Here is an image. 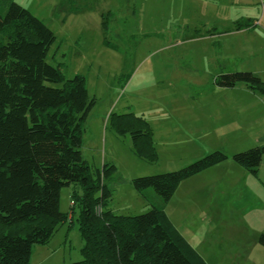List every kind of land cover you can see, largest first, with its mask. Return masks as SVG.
<instances>
[{
  "label": "rangeland",
  "instance_id": "1",
  "mask_svg": "<svg viewBox=\"0 0 264 264\" xmlns=\"http://www.w3.org/2000/svg\"><path fill=\"white\" fill-rule=\"evenodd\" d=\"M14 1L55 33L48 60L64 63L67 78L84 75L96 98L82 153L93 168L117 167L103 209L138 215L157 205L208 264H264V154L257 175L233 159L264 147V98L243 83H215L235 71L264 81V0ZM113 112L149 122L156 161L138 157L131 134L112 129ZM215 151L228 158L183 180L168 202L133 186L136 177L179 170ZM75 191L82 192L72 184L60 192L69 215ZM83 244L69 217L47 243L33 245L29 264L79 261Z\"/></svg>",
  "mask_w": 264,
  "mask_h": 264
},
{
  "label": "trees",
  "instance_id": "2",
  "mask_svg": "<svg viewBox=\"0 0 264 264\" xmlns=\"http://www.w3.org/2000/svg\"><path fill=\"white\" fill-rule=\"evenodd\" d=\"M56 40L27 8L0 0V264H29L33 245L47 243L75 216L83 258L62 264H208L163 208L152 204L138 215L103 209L112 197L106 181L117 167L93 168L83 156L87 117L97 101L84 75L67 78L64 63L48 60ZM215 83H243L264 98V81L251 71L224 73ZM109 121L116 133L131 134L138 157L156 161L153 130L144 117L113 112ZM263 154L264 147L256 146L233 159L257 175ZM227 158L215 151L179 170L136 177L133 186L139 192L152 188L168 202L183 180ZM72 184L82 192L73 193L69 215L59 202L61 189ZM10 227L14 233H6ZM259 242L264 246V233Z\"/></svg>",
  "mask_w": 264,
  "mask_h": 264
},
{
  "label": "built area",
  "instance_id": "3",
  "mask_svg": "<svg viewBox=\"0 0 264 264\" xmlns=\"http://www.w3.org/2000/svg\"><path fill=\"white\" fill-rule=\"evenodd\" d=\"M73 203H74V202L72 201V202H71V205H73Z\"/></svg>",
  "mask_w": 264,
  "mask_h": 264
},
{
  "label": "crops",
  "instance_id": "4",
  "mask_svg": "<svg viewBox=\"0 0 264 264\" xmlns=\"http://www.w3.org/2000/svg\"><path fill=\"white\" fill-rule=\"evenodd\" d=\"M185 237V236H184ZM188 240V239H187Z\"/></svg>",
  "mask_w": 264,
  "mask_h": 264
}]
</instances>
